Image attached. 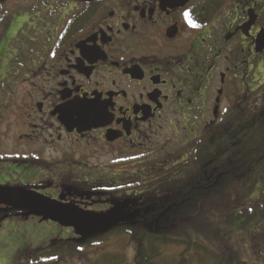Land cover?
<instances>
[{
	"label": "flooded vegetation",
	"instance_id": "flooded-vegetation-1",
	"mask_svg": "<svg viewBox=\"0 0 264 264\" xmlns=\"http://www.w3.org/2000/svg\"><path fill=\"white\" fill-rule=\"evenodd\" d=\"M10 1L0 65L13 58L2 69L16 79L0 85V186L168 200L197 170L210 182L232 106L264 116V0ZM71 103L96 106L98 122L69 130L58 111Z\"/></svg>",
	"mask_w": 264,
	"mask_h": 264
},
{
	"label": "trees",
	"instance_id": "trees-1",
	"mask_svg": "<svg viewBox=\"0 0 264 264\" xmlns=\"http://www.w3.org/2000/svg\"><path fill=\"white\" fill-rule=\"evenodd\" d=\"M256 115L247 107L240 111L237 105L232 106L227 120L218 128L223 133L213 137L211 177L207 184L196 182L197 170L180 182L186 186L180 192L177 189L171 193L168 200L138 196L118 201L108 199L109 195H105L107 200L106 197L100 200L92 185L83 184L86 189L76 197L78 199L73 196L74 199L65 202L82 201L84 206L108 205L107 212H126L134 218L103 234L88 239L80 237L79 245L55 242L47 248L20 253L14 264H46L55 259L57 262L58 256L67 253L78 256L111 236H124L136 245L135 264H247L240 258L237 246L226 236L224 241H217L216 233L225 231L220 222L226 226L225 223L233 219L248 217L264 222V193L260 203L247 202L257 183L264 179V116L256 118ZM60 198L65 199L62 195ZM6 207L10 210L0 211V219L20 211ZM222 214H225L223 220L214 218ZM182 245L183 253L176 257L167 258L163 253L167 247ZM249 249L253 260L263 259L264 239ZM123 258L121 255H101L91 264H125Z\"/></svg>",
	"mask_w": 264,
	"mask_h": 264
},
{
	"label": "rangeland",
	"instance_id": "rangeland-1",
	"mask_svg": "<svg viewBox=\"0 0 264 264\" xmlns=\"http://www.w3.org/2000/svg\"><path fill=\"white\" fill-rule=\"evenodd\" d=\"M33 1L40 2L43 0H15L10 1L5 5H30ZM53 2L56 5L74 4V0H53ZM12 60L13 58L7 57L4 60L6 62V66L0 65V85L3 82L10 80L13 81L16 79V76L13 73L8 72L6 74L8 69H2L6 67L9 68L8 65H10ZM2 62L3 60H0V64ZM10 120L11 118H4L2 124L8 126L10 124ZM1 128L4 127L1 125ZM7 145H11V142L7 143ZM52 156H55V154L52 153ZM105 161L107 160H102V162ZM91 163H94V161ZM263 180L264 179L257 183L253 193L248 198V203H260L259 201L263 197L262 194L264 193ZM44 197L46 198L47 196L44 195ZM60 197L61 195L59 192L57 196H52L48 200L73 207L74 209L80 210L82 212L97 213L101 215L113 214V212H107L109 209L108 205L105 206L95 204L91 206H84L82 201H79L78 203L69 201L65 202V200ZM9 210L10 209L4 204H0V211ZM214 218L223 220V218H225V214L219 216L215 215ZM214 222L213 228L215 229L216 226H214ZM221 223L222 222H220L219 225L224 227L225 231L219 235L216 233L217 241H224L226 236L229 242L237 246L236 248L241 254L240 258L245 261V263L264 264V258L253 260L251 258V252L249 249L254 245H259V243L264 239V222H261L257 219H248V217H242L237 220L233 219V221H228V223H225L226 226ZM73 229V227L53 222L50 218L37 211H15L9 216L0 219V264H14L18 258V254L32 252L45 247L47 248V246L54 244L55 242H72L75 245H79L80 236H78ZM106 239L107 240L104 243L96 246L92 250H87L78 256L67 253L65 255L58 256L59 259L57 258V262H55V259L54 261L51 260L52 262L49 261V263L47 262L46 264H91L101 255H121L124 257L123 259H125V264H135L133 257L136 255L137 247L133 242L124 236H111ZM183 250V245L179 247H167L164 249L163 253L167 258H172L176 257V255H178L180 252L183 253Z\"/></svg>",
	"mask_w": 264,
	"mask_h": 264
},
{
	"label": "water",
	"instance_id": "water-1",
	"mask_svg": "<svg viewBox=\"0 0 264 264\" xmlns=\"http://www.w3.org/2000/svg\"><path fill=\"white\" fill-rule=\"evenodd\" d=\"M78 2H93L97 0H75ZM178 1V0H175ZM65 126L72 130L90 129L98 122L99 110L93 104L71 103L62 107L59 111ZM0 204L15 208L20 211H37L53 222L73 227L80 237H93L103 234L120 223L133 219L134 215L129 213L97 214L82 212L73 207L60 204L47 198H43L34 192L22 191L20 189L0 186Z\"/></svg>",
	"mask_w": 264,
	"mask_h": 264
},
{
	"label": "snow or ice",
	"instance_id": "snow-or-ice-1",
	"mask_svg": "<svg viewBox=\"0 0 264 264\" xmlns=\"http://www.w3.org/2000/svg\"><path fill=\"white\" fill-rule=\"evenodd\" d=\"M183 15H184V17L186 18L187 23L189 24L190 27L197 28V27L200 26L199 24H197L195 21H193V20L191 19V17H190V15H189L188 12H185Z\"/></svg>",
	"mask_w": 264,
	"mask_h": 264
}]
</instances>
